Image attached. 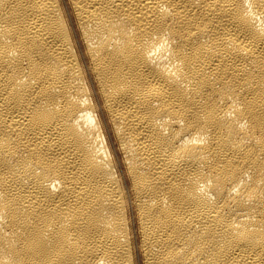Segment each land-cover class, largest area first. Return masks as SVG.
Here are the masks:
<instances>
[{
	"label": "bare ground",
	"instance_id": "obj_1",
	"mask_svg": "<svg viewBox=\"0 0 264 264\" xmlns=\"http://www.w3.org/2000/svg\"><path fill=\"white\" fill-rule=\"evenodd\" d=\"M0 264H264V0H0Z\"/></svg>",
	"mask_w": 264,
	"mask_h": 264
}]
</instances>
